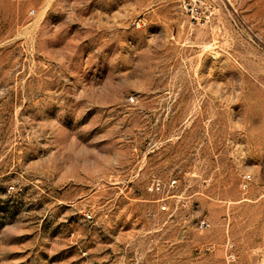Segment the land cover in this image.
<instances>
[{
	"label": "rangeland",
	"instance_id": "1",
	"mask_svg": "<svg viewBox=\"0 0 264 264\" xmlns=\"http://www.w3.org/2000/svg\"><path fill=\"white\" fill-rule=\"evenodd\" d=\"M0 264H264V0H0Z\"/></svg>",
	"mask_w": 264,
	"mask_h": 264
},
{
	"label": "built area",
	"instance_id": "2",
	"mask_svg": "<svg viewBox=\"0 0 264 264\" xmlns=\"http://www.w3.org/2000/svg\"><path fill=\"white\" fill-rule=\"evenodd\" d=\"M250 180V176H246L244 175L243 178H242V182H241V187L243 189H245L248 185V182ZM166 184H163L162 182H160L159 180H156V181H153L150 186H149V190L152 191V192H162L164 190V187H165ZM176 185V179L175 178H172L170 179L168 182H167V186L168 188H172ZM162 209H165V206L163 205L162 206ZM91 216H88V218H90ZM207 223L205 221H202L201 222V226H206Z\"/></svg>",
	"mask_w": 264,
	"mask_h": 264
}]
</instances>
